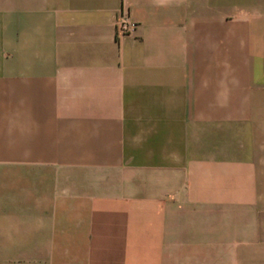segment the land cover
Returning <instances> with one entry per match:
<instances>
[{"label":"crops","instance_id":"obj_1","mask_svg":"<svg viewBox=\"0 0 264 264\" xmlns=\"http://www.w3.org/2000/svg\"><path fill=\"white\" fill-rule=\"evenodd\" d=\"M0 264H264V0H0Z\"/></svg>","mask_w":264,"mask_h":264},{"label":"built area","instance_id":"obj_2","mask_svg":"<svg viewBox=\"0 0 264 264\" xmlns=\"http://www.w3.org/2000/svg\"><path fill=\"white\" fill-rule=\"evenodd\" d=\"M135 23L124 12H120L115 18V31L117 35L130 33Z\"/></svg>","mask_w":264,"mask_h":264}]
</instances>
